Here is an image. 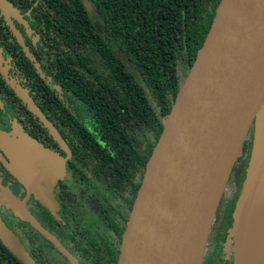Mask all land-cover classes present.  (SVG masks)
Masks as SVG:
<instances>
[{
    "label": "flooded vegetation",
    "instance_id": "1",
    "mask_svg": "<svg viewBox=\"0 0 264 264\" xmlns=\"http://www.w3.org/2000/svg\"><path fill=\"white\" fill-rule=\"evenodd\" d=\"M6 1L14 14L0 7V54L7 72L6 78L0 70V129L20 130L37 140L60 159L62 176L53 189L57 204L53 213L28 196L6 167L8 159L0 149V215L38 264H117L122 232L150 154V79L137 70L132 48L126 45L125 53L118 44L121 31L109 28L95 1L89 0L94 15L82 0ZM203 4L210 9L212 0ZM173 18H180L177 7ZM85 20L89 30L83 28ZM60 21L66 30L52 28V22ZM153 33L161 56L169 43L181 83L193 62L181 55L185 45L179 35L171 43L162 31ZM95 36L107 46L97 44ZM105 50L111 52L109 60ZM14 88L40 110L60 141ZM251 144L252 130L231 170L203 264H232L231 246L225 249L224 244ZM6 192L26 199V208L48 231V240L13 215L5 203Z\"/></svg>",
    "mask_w": 264,
    "mask_h": 264
},
{
    "label": "water",
    "instance_id": "2",
    "mask_svg": "<svg viewBox=\"0 0 264 264\" xmlns=\"http://www.w3.org/2000/svg\"><path fill=\"white\" fill-rule=\"evenodd\" d=\"M82 3L95 14L89 0ZM0 7L14 14L6 0H0ZM2 63L0 54V70L7 78ZM14 90L60 141L40 110ZM161 124L122 232L117 264H203L231 170L251 130L228 241L233 237L236 264H242L245 253L247 264H264V231L255 241L250 238L252 227L264 223V0L219 1ZM0 149L28 196L54 213L60 159L20 130L0 129ZM25 201L5 194L13 215L48 240V231ZM0 242L22 264H38L1 215Z\"/></svg>",
    "mask_w": 264,
    "mask_h": 264
},
{
    "label": "trees",
    "instance_id": "3",
    "mask_svg": "<svg viewBox=\"0 0 264 264\" xmlns=\"http://www.w3.org/2000/svg\"><path fill=\"white\" fill-rule=\"evenodd\" d=\"M91 1L98 3L100 13L105 16L109 28L121 31V34L116 37L118 44L123 47L125 53L129 51H125L126 45L129 46V49L132 48L131 56L137 70H141L150 79L149 88L152 98L149 101V150L151 151L162 127L161 117L169 111L180 84L171 58L172 50L169 49V43H166L167 52L164 57L168 60L165 61L153 43L156 41L153 30L162 31L164 39L168 38L171 43L173 39L176 41V37L179 35V42L182 46L185 45L181 55L189 56L192 62L210 27L215 8L220 0H212L210 9L206 8L203 0ZM176 7L180 10V18L177 21L173 18V9ZM55 8L57 7L55 6ZM192 9H194V13L191 12ZM84 13L86 14V11ZM63 24L65 23L62 21L58 25L52 22L51 26L54 30L64 31L66 28ZM67 24L70 25V22ZM83 28L90 29L88 20L83 22ZM73 29H77V24ZM94 38L98 40L97 44L100 46H107L97 36ZM103 54L109 60L110 50H105ZM115 62L120 66L119 59ZM163 63L164 67L162 68ZM118 66L117 73L120 72ZM0 264L22 263L0 242Z\"/></svg>",
    "mask_w": 264,
    "mask_h": 264
},
{
    "label": "bare ground",
    "instance_id": "4",
    "mask_svg": "<svg viewBox=\"0 0 264 264\" xmlns=\"http://www.w3.org/2000/svg\"><path fill=\"white\" fill-rule=\"evenodd\" d=\"M264 231V223L262 221H259L257 222L253 227H252V230H251V236L250 238L252 239V241H255V239L258 237V236H261L262 233ZM247 255L246 253L244 254L243 256V259H242V264H247Z\"/></svg>",
    "mask_w": 264,
    "mask_h": 264
},
{
    "label": "rangeland",
    "instance_id": "5",
    "mask_svg": "<svg viewBox=\"0 0 264 264\" xmlns=\"http://www.w3.org/2000/svg\"><path fill=\"white\" fill-rule=\"evenodd\" d=\"M225 192H226V191H225ZM228 193H229V192H228ZM230 193H231V192H230ZM234 207H235V206H234ZM232 218H233V213H232ZM232 221H233V219H232ZM232 221H231V222H232ZM229 229H230V228H229ZM228 233H229V230H228ZM229 237H230V236H229ZM231 238H232V240H231V245H229V242H230V241H227V240H226V241H225L226 243L224 244V247H225V249H227V246H229V247L231 246V247H230V250H229V251H230L229 253H230V255L232 256V264H233V262H234V264H236L237 262H236V261H233V255H235V254H234L235 252H234V249L232 250V248H234V243H232V241H234V240H233V237H231ZM227 239H228V237H227ZM229 240H230V239H229ZM232 244H233V245H232ZM215 245H216V240H215V242L212 244V246H210L209 250H212V249L215 247ZM219 250L222 251V249H219ZM45 257L48 259L47 254L45 255Z\"/></svg>",
    "mask_w": 264,
    "mask_h": 264
}]
</instances>
